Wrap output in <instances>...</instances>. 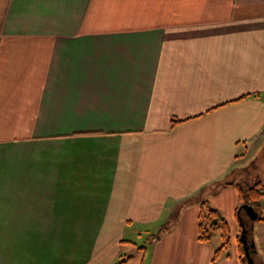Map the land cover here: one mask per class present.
Listing matches in <instances>:
<instances>
[{
	"label": "crops",
	"instance_id": "crops-1",
	"mask_svg": "<svg viewBox=\"0 0 264 264\" xmlns=\"http://www.w3.org/2000/svg\"><path fill=\"white\" fill-rule=\"evenodd\" d=\"M259 146L264 0H0V264H212Z\"/></svg>",
	"mask_w": 264,
	"mask_h": 264
},
{
	"label": "trees",
	"instance_id": "trees-1",
	"mask_svg": "<svg viewBox=\"0 0 264 264\" xmlns=\"http://www.w3.org/2000/svg\"><path fill=\"white\" fill-rule=\"evenodd\" d=\"M246 96H242L238 100L244 99ZM254 97V95H253ZM186 120H171L170 128L173 129L175 126L185 122ZM238 192L239 207L246 205L252 207L256 212L258 208H263L262 201L264 200V189L260 183L244 188L240 185H235ZM240 208L236 210V217L238 220L240 217ZM259 213V212H258ZM261 221L262 218H259ZM218 236L220 240L219 247L214 251L211 263L217 264L222 258L228 257L229 241H230V229L219 211L213 209L209 206L207 202H201L199 207V212L197 216V240L201 243H209L214 237ZM238 255L241 264H246L245 262V251L243 245L238 239L237 243ZM138 252H142L144 247L137 249ZM130 259V258H128ZM124 260L123 262H125Z\"/></svg>",
	"mask_w": 264,
	"mask_h": 264
},
{
	"label": "rangeland",
	"instance_id": "rangeland-1",
	"mask_svg": "<svg viewBox=\"0 0 264 264\" xmlns=\"http://www.w3.org/2000/svg\"><path fill=\"white\" fill-rule=\"evenodd\" d=\"M249 156L247 158V165L248 167L245 170L239 171L237 174H235L232 178H230V181H233L235 185H240L244 188H249L253 185H255L259 180H262L264 178V168L262 165H264V146L263 147H255L252 151V149L249 150ZM264 204V200L262 201ZM238 208L239 205L237 206ZM258 217L264 219V213H262L261 208H258L257 210ZM240 217L242 220V225L246 227V230L248 232V236L252 238V242L255 246L261 247L262 243L264 244V227L261 225L259 220L251 221L249 216L244 213L243 211H240ZM224 219L228 223L229 229H230V241H229V249H228V255L231 254V252L234 251V248L236 246V239L240 236L241 232V226H240V220L237 219L235 216L232 217V215L224 216ZM217 240H219V237H214L210 243H218ZM261 242V243H260ZM141 245V244H140ZM219 247V246H218ZM217 247V248H218ZM216 248V249H217ZM138 248L131 249L132 255H135L132 257L133 261H139L140 256L138 254L140 253H134L136 252ZM125 249H123L124 251ZM257 252V251H256ZM261 251L259 250V257H261ZM258 264V263H256Z\"/></svg>",
	"mask_w": 264,
	"mask_h": 264
},
{
	"label": "water",
	"instance_id": "water-1",
	"mask_svg": "<svg viewBox=\"0 0 264 264\" xmlns=\"http://www.w3.org/2000/svg\"><path fill=\"white\" fill-rule=\"evenodd\" d=\"M239 211H243L244 213H246L251 221L259 220L258 213L252 207L242 205ZM240 222H241L240 223L241 232L239 236V241L243 245L245 251V255H244L245 262L246 264H254L252 255L256 254L255 246L253 242H248V232L246 230V227L242 225L241 219Z\"/></svg>",
	"mask_w": 264,
	"mask_h": 264
}]
</instances>
